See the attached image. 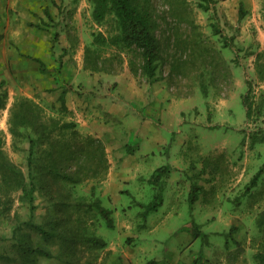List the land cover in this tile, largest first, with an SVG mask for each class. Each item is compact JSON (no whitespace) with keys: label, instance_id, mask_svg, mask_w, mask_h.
<instances>
[{"label":"rangeland","instance_id":"374dc122","mask_svg":"<svg viewBox=\"0 0 264 264\" xmlns=\"http://www.w3.org/2000/svg\"><path fill=\"white\" fill-rule=\"evenodd\" d=\"M151 2L162 56L153 81L141 70L142 57L135 47L121 51L123 63H116L111 72L92 73L84 67L93 33L108 34L112 28L111 20L94 19L91 0H0V81L5 82L0 94L7 91L0 109V142L25 172L28 143L14 137L8 122L18 94L34 98L48 116L76 121L84 135L92 134L79 127L87 117L68 109L77 92H124L122 99L109 101L118 100L123 112L125 100L134 104L137 113L154 117L158 105L151 98L157 94L162 104L178 103L184 121L175 132L163 129L167 143L137 149L138 158L131 156L124 163L117 157L133 154L139 136L120 127L112 113L99 111L104 109L102 103L99 110L93 106L95 116L102 115L113 125L108 141L100 136L112 170H129L140 158L151 170L130 169L140 177L122 179L118 185L122 190L112 189L110 197L101 189L108 176L102 169L98 177L91 173L86 180L68 185L62 201L55 200L57 206L47 189L40 190L34 217L20 199L21 191L3 189L0 264H152L166 259L168 263L178 251L189 259L203 251L202 256H208L204 264H260L256 253L264 252V81L258 78L255 59L257 54L264 59V0H210L208 9L202 0ZM64 88L68 89L65 109L59 100ZM146 98L149 104L141 109L140 101ZM184 129L185 145L180 142ZM176 158L190 159L191 164L175 169L171 163ZM207 161L217 169L212 172ZM164 165L172 168L160 182L164 200L144 218L152 202H159L158 185L144 177ZM260 169L263 173L254 184ZM97 196L113 209L112 225L92 206ZM220 213L229 216L226 221L218 220ZM55 222L59 227L53 237L32 227L39 223L50 230ZM92 236L114 243L117 254L87 242ZM168 246H176L177 252L167 253ZM38 247L49 255L31 252Z\"/></svg>","mask_w":264,"mask_h":264},{"label":"trees","instance_id":"16d2710c","mask_svg":"<svg viewBox=\"0 0 264 264\" xmlns=\"http://www.w3.org/2000/svg\"><path fill=\"white\" fill-rule=\"evenodd\" d=\"M91 1L94 19L99 23L111 20L112 28L108 34L101 31L93 33V41L85 49L84 67L92 73L111 72L115 69L116 63L118 65L123 63L121 51L135 47L142 57L141 70L149 81L155 80L162 56L151 0ZM202 1L204 8L208 9L210 0ZM107 47L112 49L111 52L104 50ZM132 63L131 60L130 64ZM131 69L137 71L133 64ZM255 70L258 78L264 81V59L261 54L256 55ZM4 84V81H0V87ZM67 92L68 89L64 88L59 95L64 109ZM6 99L7 91L0 94V109L5 106ZM250 109L251 103L248 106V116ZM8 122L14 137L28 143L27 171L8 157L0 142V189H2L0 191L3 192V189L9 192L14 189L21 191L20 199L28 205L32 217L35 216L37 208L36 192L47 189L51 199L62 201L67 195L68 185L70 187L86 180L91 173V176L98 177L101 169L108 170L105 146L99 137L82 134L74 120L48 116L43 106L34 98L18 94L10 108ZM216 169L217 166H213L211 171ZM171 170L170 165L158 167L145 179L153 185H158L159 192L156 197L159 202H152V207H148L144 212V218L147 217L149 210L164 200L163 185H160V182L170 175ZM262 171L260 169L256 174L254 184ZM91 189V193L96 195V187L92 186ZM55 203L57 206L56 201ZM65 204L70 206L69 202H64L63 205ZM92 206L104 215L107 223L113 224L114 219L111 217L113 209L105 207L99 196L95 198ZM32 227L46 237H53L58 234L59 222H55V227H50V230L39 223H33ZM89 241L96 246L107 245V241L101 242L97 236L88 238L87 242ZM31 252L35 255L37 253L49 255L48 251L40 247L32 248ZM256 256L260 259V264H264V252H257Z\"/></svg>","mask_w":264,"mask_h":264},{"label":"crops","instance_id":"0c3cea01","mask_svg":"<svg viewBox=\"0 0 264 264\" xmlns=\"http://www.w3.org/2000/svg\"><path fill=\"white\" fill-rule=\"evenodd\" d=\"M133 90V89H132ZM139 91V90H138ZM128 92H131V90H128ZM135 92V91H132ZM119 93V92H118ZM123 93L124 92H120L119 94H115V91H110L109 89H107L106 91H103L102 93H92L91 91L89 92H85V93H74V95L72 96L73 98H75L74 102L72 104H68V109L71 112L73 110V112H71L72 114L76 112V110H78L80 112V115L84 118L87 117L86 120H84V122H80L79 127L80 129L87 131L89 133L94 134V136L99 137L103 136L106 138V140H109V137L113 136V125L110 124V122H107V119L104 118L102 115H100V117L95 116L94 112H93V108L95 107V110H99L103 105L104 109H101L99 111L104 112V114H108L112 113L114 115V117H116V119H118V122H120V127H124L127 131H132L134 136H139L137 137L138 139H136V141L139 143L137 144L136 147H134V151L133 154L131 153L130 155H123L120 154L122 156H118V160H122L124 163L126 161H129L130 157L133 156V159L136 157V159L138 158V156H136L134 154V152L137 149H142L145 146L147 147H153V146H158L160 147L161 145L167 143V139L163 136V129H167L169 131L175 132L176 131V127L181 128V125L183 124V120H182V111L181 109H178L179 107H177V105H179L178 103H176L175 101H172L171 103H169L168 105L166 104H162L161 100H160V96L157 94H152V98L151 101L158 105L156 107L157 110H154L153 112L156 114L155 117L154 115H152V113L150 115H143L142 113H137L136 111H134V104L130 103L128 104L127 101H123L122 103H124L126 106H124V110L125 111H120V109L122 107H117V103H114L112 101H109V99H117V97H120L121 99L123 98ZM76 94V95H75ZM146 97H149L148 95ZM156 97V98H155ZM160 100V101H159ZM121 102V101H120ZM102 103V104H101ZM140 107L141 109L144 108L145 106H148L149 104V99L146 98V102L144 101H140ZM171 104V105H170ZM163 105V106H162ZM94 106V107H93ZM106 112V113H105ZM155 118V119H154ZM109 119V118H108ZM159 119V121L157 120ZM77 121L79 122L80 120L77 119ZM83 121V119H82ZM106 122V123H105ZM103 124H108L110 125L107 128H98L99 126H102ZM98 125V126H97ZM94 129L91 130V129ZM179 130V129H178ZM131 132V133H132ZM180 132V130H179ZM182 133V131H181ZM184 133V137L182 139H180V142L184 143L185 145V140L187 137V129H184L183 131ZM141 141V142H140ZM104 146L105 143L103 142ZM105 151H107V147L105 146ZM186 151H189L188 148L186 149ZM142 155H146L142 154ZM109 157V155H106ZM142 159L141 162L138 159L139 163H136L132 165V167L130 169L134 170L135 167L138 166V170L140 171V169L142 170H151V167H147L144 159ZM146 160V159H145ZM109 162V167L106 173V176L108 174V176L106 177V179H104L102 182V186L101 189L103 190V192L109 196V194L111 193V190L114 189L117 192L121 191L122 189L118 188L119 182L122 181V179H124L125 181H132V179H135L136 177H140V175H136L134 173H132L131 171L127 170V169H119L118 171H116L115 169H113V167L111 166L112 163V159L108 160ZM190 159L187 161L185 160H180V159H175L172 163L171 166L175 169L178 170H182V166H186V168L188 167L187 164H191L190 163ZM211 166V170L213 168V165L210 164V162L207 161V166ZM126 167L129 168L126 164ZM147 179L144 177V180ZM192 188V186H190ZM176 191H181L180 188L176 189ZM179 194V193H178ZM110 197V196H109ZM114 198V197H113ZM206 205H208L205 202ZM228 218L229 216H218V220L221 222L226 221L227 219L224 218ZM235 217V216H232ZM206 219V218H205ZM205 219H203L205 222ZM211 219H214V217H211L210 219L208 218V221ZM233 219V218H231ZM230 219V220H231ZM207 221V222H208ZM191 224V223H190ZM188 223V225H190ZM194 242H191L187 245V247L189 246V248L193 245ZM184 247V246H183ZM186 247V246H185ZM107 249H111L109 251H111L112 254H117L116 251V247L114 246V243L108 241L107 245H106ZM167 253L171 252L174 254V252H177L176 250V246L170 247L168 246L166 248ZM202 252L203 251H199L198 252V256H194L193 259H189L184 257V252L183 251H178L177 254L174 258H172V256L170 258H168L169 262L164 261H157L155 260L154 262H152V264H158L159 262L162 264H204L205 261L208 259L207 255H204V257L202 256ZM170 253V254H171ZM202 257V258H201ZM217 264V263H216Z\"/></svg>","mask_w":264,"mask_h":264}]
</instances>
